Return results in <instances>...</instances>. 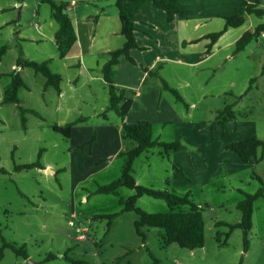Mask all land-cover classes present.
<instances>
[{
	"label": "rangeland",
	"instance_id": "374dc122",
	"mask_svg": "<svg viewBox=\"0 0 264 264\" xmlns=\"http://www.w3.org/2000/svg\"><path fill=\"white\" fill-rule=\"evenodd\" d=\"M213 23L219 28L218 20ZM260 24H264V17L251 15L244 27L232 31L229 38L233 40L245 29L255 30ZM57 27L50 5L42 0H0V49L7 46L0 56V170L5 171L0 174V248L2 239L25 246L28 259L39 264H74L64 259L65 254L81 264H154L155 261L158 264H240L241 261L243 264H264V198L254 205L253 228L246 253L242 229H235L228 235V226L217 227L219 222L230 225L241 222L242 213L237 205L244 199L243 193L254 194L262 187L258 178L264 181V160L258 165L245 164L250 166L231 178L225 171L211 169L209 163L203 161L205 167H197L195 174L187 169L177 171L173 166L181 157L189 153H195L199 159L204 156L200 150L198 153L190 147L176 158L174 154L162 155L159 147L153 148L135 161L134 177L139 185L175 192L179 196L189 195L203 209L205 246L190 251L177 244L166 245L162 229L143 228L146 241L142 240L134 225L138 219L136 213L124 211L127 199L135 193L133 190L121 188L116 193H97L100 186L121 177L125 159H112L111 152L135 146L122 140V120L108 110L109 94L104 82L90 81L80 70L83 80L77 92H72L71 96L68 93L67 101L61 102L57 110L55 92L43 93L46 79L30 68L23 71L18 68L30 88L20 90L19 106L38 112V115L26 113V129L23 128L19 107L2 103L21 53L24 59L36 62L53 58L51 69L61 72L64 87L70 89L67 80L73 72L63 67L64 60L58 57L53 37ZM254 43L258 47L251 57L239 54L231 62L222 63L214 75L203 68L193 72V69L173 65L160 71L168 85L185 96L188 106L196 102L197 110H188L173 94L162 90L161 80L153 79L152 83L163 91L161 105H170L176 115L168 117L166 125L159 123L164 120L155 111L160 91H149L150 81L144 87L137 85L138 89L136 86L129 89L134 102L129 120L141 117L139 121L153 122L155 138L162 141L187 146L195 141L194 136L198 143L210 137L212 144L220 146L225 137H221V128L214 124L215 110L233 103L234 97L244 92L251 76L261 67L264 32ZM189 80L192 85L187 86ZM202 94H209V98L198 102ZM245 104L240 105L245 107ZM256 108L252 112L241 110L245 116H238L237 122L254 127L257 136L264 139V109ZM80 117L86 120L76 124L71 139L51 128L64 126ZM192 128L197 129L195 133ZM93 136L92 146H85ZM79 144L84 148L77 150ZM37 161L46 170L15 171V166ZM205 175L207 182L200 180ZM137 205L148 213L171 212L164 200L148 196L140 198ZM179 210L187 212L190 207H175V211ZM104 215H118L110 230L109 221L98 218ZM51 254L57 259L47 262ZM28 259L5 249L0 264H29Z\"/></svg>",
	"mask_w": 264,
	"mask_h": 264
},
{
	"label": "crops",
	"instance_id": "0c3cea01",
	"mask_svg": "<svg viewBox=\"0 0 264 264\" xmlns=\"http://www.w3.org/2000/svg\"><path fill=\"white\" fill-rule=\"evenodd\" d=\"M54 1L57 3H68L69 10H67V13L72 20L77 34V42L73 46L70 53L64 58H60L58 53V57L61 60H64L63 67L73 72L71 76H68L69 78L67 80V85L70 89L67 90L64 87V79L61 72L59 71L55 73L61 76L60 93H58L53 87H49L45 91L44 85L46 81L43 85L44 94L49 93L51 90L55 92L59 105L57 107V110H60L59 107H61V102L64 103L67 101L68 93L71 96L72 92H77L78 86H80V84L82 83L83 79L80 77V70H83L82 75L85 78H88L90 81L96 79L104 82L103 84L106 85L103 79L102 68L110 59V53L116 49L123 47V45L125 44V38L121 34L122 24L119 19V11L116 7V0ZM169 1L176 4L183 11H185V16L177 15L172 22H169L167 13L161 9L155 8L151 0H135L133 2L126 3L124 6L126 12L129 14L137 29V31L135 32V39L141 49L133 50L131 52V55L138 64H141L152 71H158L159 74L160 71H163V69H165V67L173 65V67L175 68L187 67L193 69V72H198L201 68H203L206 71L210 70L211 74L214 75L217 70L221 68L222 63L231 62L232 60H234V57H237V55L242 53H246V57L249 58L253 54L254 49L258 47V45L253 41L247 46L244 51L238 54L234 53L236 42L242 37V35L247 31L254 30H250L247 28L233 40L229 38V34L236 29L243 28L245 24L239 28L228 29L215 42L210 50L208 49V47L211 40L206 38L209 34L217 33L223 30L226 25V20L224 19V17L231 15L236 9L241 8L244 1H247L248 3H254V1L256 0ZM259 1L260 7L264 9V3L262 2L264 0ZM25 4L26 3L24 2L23 5ZM250 16L251 15L246 16V21ZM214 20L219 21V28L216 25L214 26ZM58 29L59 25L53 34L56 48L57 44L55 35ZM47 60H51L52 65L53 58ZM14 68L15 66H13V69ZM19 69L20 71H23V69ZM75 71H77V73ZM114 77L117 87L124 90H132L133 88H135V86L136 89H138L137 85H142V87H144L147 82H150L153 79H159L149 76V74L144 72L139 65L131 64L126 58H121L119 65L114 67ZM253 79L255 81L251 83ZM249 80V86H247L244 92L239 94V96L236 95L234 97V102L229 104L232 105V111L234 114L233 119H228L225 122L216 121L217 114L222 111L227 105L222 109L215 110L216 115L214 118V124L215 126H219L218 128H221L220 134L222 138L223 136L225 137V140H222L223 142L220 143V146H218L217 144H212L213 142L211 141L210 137L207 139L203 138L202 144L198 143L196 137L194 136L195 141L189 143L187 146L183 145V149L172 154H174L175 158L182 156L186 152V147H190L192 150H195L197 152L198 150H200V153L205 157L203 156L199 159L195 153H189L186 157H181L180 160L178 159L176 165L173 166L177 171L182 172L187 169L189 172H193V174H195L197 167H205V164L202 165L201 163L203 161L208 162L211 169L217 168L218 172L225 171L226 176L231 178L238 176L243 169L250 166L245 164H259L257 163L256 159H251L248 163H244L236 153L226 148L227 145L233 142L246 140L254 136L258 137L256 129L254 127L251 128L248 125H242V123L237 122V118L238 116H245L241 110H248L249 112H252L256 107L264 109V55L261 58V67L257 68V73L255 74V76H251ZM149 84V91H160L158 92V104L155 111L157 114L162 116L159 118L164 119L159 123L166 125L169 122L168 117L176 114L170 105L167 104L165 106H162L160 103L162 99V92L165 91L164 88L162 89L163 91H161V89L157 88V84L154 85L152 81ZM186 85H192L191 80H189ZM27 89H30L28 85ZM226 94L231 96L234 95L232 94V92H226ZM138 96L139 93L137 95V98ZM182 97L186 103L185 96L183 95ZM260 97H262V99ZM208 98L209 94H202L198 102L206 101ZM245 102L247 104H245ZM249 102L255 104H248ZM241 103L243 105L245 104L246 106L242 107V105H240ZM185 107L188 108V110L198 109V105H196V102L191 106H188L186 104ZM133 110L134 102L129 114L124 120L126 123L131 124L140 122L139 120L141 119V117L129 120L130 116H132ZM233 122H236V125L233 126ZM151 123L153 125V138L155 140L162 141L159 138H155L154 123ZM75 126L72 128L71 138L73 136ZM196 130V128H192L193 133H195ZM79 145L80 146L76 147L77 150H79V148L83 144ZM203 146L205 148H203ZM122 151L124 150L118 149L115 152H111V155H113L112 159L114 157H119L118 154ZM205 151H207V153H205ZM172 154L167 157H170ZM183 158L186 159L184 160ZM195 176L196 175H193L194 178ZM206 177L207 176L205 175L200 180L207 182ZM137 183L139 182L137 181Z\"/></svg>",
	"mask_w": 264,
	"mask_h": 264
},
{
	"label": "trees",
	"instance_id": "16d2710c",
	"mask_svg": "<svg viewBox=\"0 0 264 264\" xmlns=\"http://www.w3.org/2000/svg\"><path fill=\"white\" fill-rule=\"evenodd\" d=\"M135 0H116V7L119 11V19L122 24L121 34L125 38V44L123 47L116 49L110 53V59L103 66L102 73L103 79L107 85L109 92V109L114 111L119 118L122 120V140L129 141L135 144L132 149H127L118 154L119 157L125 159L124 166L122 168L121 177L104 186H100L97 193L107 194L116 193L121 188H127L133 190L135 193L129 197L125 204V212H135L138 219L135 221V229L137 234L146 241V235L143 232V228H156L164 230V240L166 245L177 244L183 249H188L190 251L203 248L205 246V225L203 219V209L195 204L193 200L190 199L189 195L179 196L175 192L156 190L146 186L139 185L134 177V163L145 151L153 148H161L162 155L166 157L172 153L179 152L183 149V144L180 142H162L155 140L153 138V125L149 121H140L137 123L129 124L124 120L129 114L133 99L129 90L119 89L115 83L114 77V67L119 65L121 58H126L131 64L139 65L141 69L148 73L151 77L159 78L162 82L165 91L170 92L176 98L178 102H182L186 105L181 94L174 88L168 85V83L160 76L158 71H152L147 67L138 64L136 60L132 57L131 52L136 49H141L135 39V32L137 31L134 22L130 18L129 14L126 12L124 6L126 3L133 2ZM157 9H161L167 13L168 21L172 22L177 15L185 16V11H183L179 6L172 3L169 0H151ZM43 2L48 3L51 7V16L59 25V29L55 35V40L57 44V50L60 58L66 57L73 46L77 42V34L73 26L72 20L67 13L68 3L61 2L57 3L54 0H43ZM254 15L257 17H264V9L260 7V1L256 0L254 3H248L244 1L242 7L236 9L231 15L224 17L226 20V25L223 30L207 35V39H210L208 49L210 50L215 42L230 28H239L245 24L246 16ZM264 32V24H261L255 28L254 31L245 32L242 37L236 42L235 54L244 51L249 44L258 39ZM7 50V46L0 49V56ZM51 60H46L43 62L30 61L23 58L21 53L17 60V66L11 74V82L6 87L4 92L3 104H15L19 107L22 116V125L26 129V113L32 112L38 115L35 110H27L20 107L19 92L22 89H27V84L24 81L21 72L18 68L25 69L30 68L36 74L42 75L45 79L44 90L46 91L49 87H53L58 93L61 92V76L55 73L51 67ZM253 79L251 81L254 82ZM104 114H106L104 112ZM234 114L232 111V105H227L222 111L217 114L216 121L225 122L228 119H233ZM85 118H80L77 121L67 123L64 126L53 125L51 128L54 132L61 134L66 139H71L72 128L79 122L85 121ZM95 140V136L85 145L92 146ZM81 149L84 146L80 147ZM228 150L236 153L239 158L244 163H248L251 159H256L257 163L263 161V150H264V140L259 139L254 136L246 140L233 142L226 147ZM32 168H41L46 170L41 166L39 161L33 164H26L15 166V171L28 170ZM5 171L0 170V174ZM54 176L55 173L51 172ZM262 184L254 194H244V199L240 201L237 208L242 213V219L240 223L230 225L224 223H217L219 226H228L230 232L235 229H242L243 232V243L244 252L246 253L250 246L249 233L253 227V214L255 202L264 197V181L258 178ZM143 196H148L154 199L164 200L171 212L169 213H148L142 208L138 207L137 203ZM189 206L190 211H175V207ZM118 215H104L99 216V219L108 220V230L111 228L112 222ZM1 235V230H0ZM3 246L0 248V261L4 257V250L10 249L13 253L25 260L29 258V254L25 246H18L16 243H9L2 239ZM151 255V254H150ZM152 256V255H151ZM57 259L55 255H49L46 261H52ZM64 259L67 262L74 264H81L79 261H75L70 258L67 254L64 255ZM120 258L119 260H121ZM154 264H158L155 261ZM240 264H243L241 261Z\"/></svg>",
	"mask_w": 264,
	"mask_h": 264
},
{
	"label": "water",
	"instance_id": "95a60500",
	"mask_svg": "<svg viewBox=\"0 0 264 264\" xmlns=\"http://www.w3.org/2000/svg\"><path fill=\"white\" fill-rule=\"evenodd\" d=\"M28 263L29 264H39V263H36L35 261L31 260V259H28Z\"/></svg>",
	"mask_w": 264,
	"mask_h": 264
},
{
	"label": "built area",
	"instance_id": "2783aa9c",
	"mask_svg": "<svg viewBox=\"0 0 264 264\" xmlns=\"http://www.w3.org/2000/svg\"><path fill=\"white\" fill-rule=\"evenodd\" d=\"M68 10H69V7H68Z\"/></svg>",
	"mask_w": 264,
	"mask_h": 264
}]
</instances>
